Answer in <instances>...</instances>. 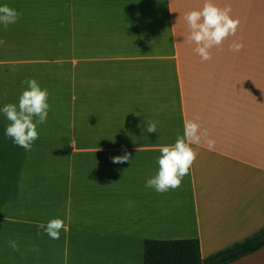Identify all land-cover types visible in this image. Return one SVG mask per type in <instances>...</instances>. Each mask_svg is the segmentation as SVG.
<instances>
[{
	"label": "crops",
	"instance_id": "obj_1",
	"mask_svg": "<svg viewBox=\"0 0 264 264\" xmlns=\"http://www.w3.org/2000/svg\"><path fill=\"white\" fill-rule=\"evenodd\" d=\"M203 3L0 0L22 13L0 26V108L25 78L50 105L30 152L0 113V264H143L145 238L196 237L206 257L264 228V0H212L239 24L207 61L185 39L184 14ZM188 120L207 134L188 175L174 191L146 188ZM54 218L59 239L37 236ZM225 264H264V246Z\"/></svg>",
	"mask_w": 264,
	"mask_h": 264
},
{
	"label": "clouds",
	"instance_id": "obj_2",
	"mask_svg": "<svg viewBox=\"0 0 264 264\" xmlns=\"http://www.w3.org/2000/svg\"><path fill=\"white\" fill-rule=\"evenodd\" d=\"M230 12L229 5L220 8L212 3V0H204L200 9L184 14L188 29L185 39L187 43L195 45L193 52L201 58V61L211 59L210 50L214 47L222 51L223 42L229 36L235 35L239 21L232 19ZM21 15L22 13L8 5H0V26L7 29L9 25L15 24ZM4 43L5 41L0 39V45ZM242 46L241 43L233 41L229 44V50L238 52ZM21 85H26V88L19 95L18 102L4 105L0 108V113H3L9 122L5 127V137L11 139L14 145L24 151L30 152L34 142L39 138L37 126L44 124L48 117L49 93L47 89H42L34 78H25L21 81ZM199 128L195 120L185 121L183 136H178L171 145L159 147L160 155L156 158L158 170L152 178L145 182L146 188H151L158 194H164L181 186L183 178L188 175L198 155L191 145L199 144L201 135H207L206 133L201 134ZM144 131L156 133L157 123L148 121ZM205 142L211 149L214 141L207 139ZM111 160L117 164L124 163L129 161V154L125 151L124 155L112 157ZM37 228V236L41 235L39 230L42 229L50 239L56 240L59 239L60 231L64 228V221L54 218L47 224L38 223ZM9 246L13 251H19L15 241H9Z\"/></svg>",
	"mask_w": 264,
	"mask_h": 264
},
{
	"label": "trees",
	"instance_id": "obj_3",
	"mask_svg": "<svg viewBox=\"0 0 264 264\" xmlns=\"http://www.w3.org/2000/svg\"><path fill=\"white\" fill-rule=\"evenodd\" d=\"M263 234L264 228L206 257L201 256L196 237L145 238L143 264H225L264 246Z\"/></svg>",
	"mask_w": 264,
	"mask_h": 264
},
{
	"label": "bare ground",
	"instance_id": "obj_4",
	"mask_svg": "<svg viewBox=\"0 0 264 264\" xmlns=\"http://www.w3.org/2000/svg\"><path fill=\"white\" fill-rule=\"evenodd\" d=\"M174 208L178 213H183V215H187V209L185 204L177 203V206H175Z\"/></svg>",
	"mask_w": 264,
	"mask_h": 264
},
{
	"label": "water",
	"instance_id": "obj_5",
	"mask_svg": "<svg viewBox=\"0 0 264 264\" xmlns=\"http://www.w3.org/2000/svg\"><path fill=\"white\" fill-rule=\"evenodd\" d=\"M263 240H264V234L262 235V237H261Z\"/></svg>",
	"mask_w": 264,
	"mask_h": 264
}]
</instances>
